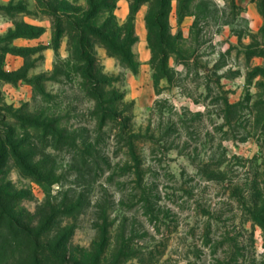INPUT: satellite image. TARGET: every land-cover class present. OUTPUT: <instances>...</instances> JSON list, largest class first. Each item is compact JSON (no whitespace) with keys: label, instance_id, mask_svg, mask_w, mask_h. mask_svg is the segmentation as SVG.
Segmentation results:
<instances>
[{"label":"rangeland","instance_id":"374dc122","mask_svg":"<svg viewBox=\"0 0 264 264\" xmlns=\"http://www.w3.org/2000/svg\"><path fill=\"white\" fill-rule=\"evenodd\" d=\"M131 1L116 0L119 25L118 3ZM179 1L175 52H153L146 28L141 80L140 62L133 74L85 36V60L107 82L89 85L74 48L88 0H0V131L56 180L25 178L7 159L0 185L19 223L65 254L44 264H264L253 215L264 192V0H192L205 15L194 30ZM8 234L4 225L0 246ZM27 246L0 247V264H31Z\"/></svg>","mask_w":264,"mask_h":264},{"label":"trees","instance_id":"16d2710c","mask_svg":"<svg viewBox=\"0 0 264 264\" xmlns=\"http://www.w3.org/2000/svg\"><path fill=\"white\" fill-rule=\"evenodd\" d=\"M149 0H132L130 5V14L125 24L119 25L115 19L113 11L116 8V0H88L87 10L85 11L84 18L81 22L76 23L74 26L76 29H81V32H74L77 34L74 39V48L82 57L79 61L84 62L83 66V80L87 81L89 85L92 83H98L99 85H105L107 82L105 78L101 81H96L93 70V62L85 60V44H89V39L94 38L114 57H116L124 68H127L133 74H137L139 61L136 59L134 53L131 51V47L138 42L137 36L134 31V20L137 11L144 2ZM192 0H180L177 9V16L180 20L184 17H194L195 23L191 30H194L198 26L200 19L205 18L204 13L196 11L194 13L190 9ZM171 12V0H156L155 4L148 11L145 22L148 30V43L153 50L159 49V54L167 56L168 52L174 53L175 51L169 45L172 41V37L169 34L168 18ZM50 15L56 18V12H50ZM106 15V16H105ZM97 17H104V21L99 27L95 25L91 26L89 23L95 20ZM59 18V17H58ZM33 28V27H30ZM31 33L28 35L21 34L23 37H35L39 35ZM87 36L89 39H86ZM180 39V35L173 38L174 41ZM155 55V54H154ZM93 97L98 98L95 94H90ZM8 134L0 131V175L1 170L5 166L7 159H12L18 166L20 173L25 178H31L38 183L53 184L56 182L52 172L41 171L37 168V164L34 163L35 158L33 155L29 158L22 157L20 152L16 150L13 145H7L4 142V138H7ZM29 163L27 164L26 163ZM1 184V183H0ZM15 196L9 193L7 189H4L0 185V234L4 225L9 228V237L11 240L4 241V244L0 246L2 249H12L17 244L20 238V243H27L26 253L30 257L31 264H44L48 257L46 253L53 259L59 262L65 261V254H61V250L58 248L48 247L46 243L42 242L43 230L34 235L33 230L27 226H23L17 220L15 216L14 200ZM254 217L259 226L261 227L264 235V192L257 191L254 199ZM42 227V226H41ZM40 227V230H41ZM48 229V228H46ZM45 231V230H44ZM57 236V235H55ZM75 264V263H71Z\"/></svg>","mask_w":264,"mask_h":264},{"label":"crops","instance_id":"0c3cea01","mask_svg":"<svg viewBox=\"0 0 264 264\" xmlns=\"http://www.w3.org/2000/svg\"><path fill=\"white\" fill-rule=\"evenodd\" d=\"M176 1L178 0H173V2H176ZM129 14H130V10H129V6L127 2H119L118 8L116 11L117 19L119 20V22H125L128 19ZM146 15H147V7L142 6L137 11L135 15V20H134V31L138 39V42L136 45V51H137L138 59L140 62L139 75L138 77H134V78L135 79L138 78V80L142 79V73L144 72V68L150 58V52L146 44V27H145ZM108 59L114 62L112 58H108Z\"/></svg>","mask_w":264,"mask_h":264}]
</instances>
